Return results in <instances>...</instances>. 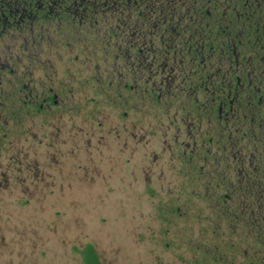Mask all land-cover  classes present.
<instances>
[{
  "label": "flooded vegetation",
  "instance_id": "obj_1",
  "mask_svg": "<svg viewBox=\"0 0 264 264\" xmlns=\"http://www.w3.org/2000/svg\"><path fill=\"white\" fill-rule=\"evenodd\" d=\"M85 88L127 164L189 191L175 264H264V0H0V165L38 164L3 160L14 133ZM159 210L166 234L185 216Z\"/></svg>",
  "mask_w": 264,
  "mask_h": 264
},
{
  "label": "rangeland",
  "instance_id": "obj_2",
  "mask_svg": "<svg viewBox=\"0 0 264 264\" xmlns=\"http://www.w3.org/2000/svg\"><path fill=\"white\" fill-rule=\"evenodd\" d=\"M75 92L68 105L22 121L29 148L14 133L16 148L2 157L38 164L0 165V264H79L74 247L86 244L100 264H175V252L190 258L186 245L164 247L189 243V232L178 229L196 210L189 191L170 180L171 172L165 181L147 177V165L127 164L125 138L112 135V122L120 121L112 103L100 102L110 90ZM170 205L185 216L166 234L159 209ZM233 233L221 235L241 248L244 240Z\"/></svg>",
  "mask_w": 264,
  "mask_h": 264
},
{
  "label": "trees",
  "instance_id": "obj_3",
  "mask_svg": "<svg viewBox=\"0 0 264 264\" xmlns=\"http://www.w3.org/2000/svg\"><path fill=\"white\" fill-rule=\"evenodd\" d=\"M74 252L79 264H100L99 255L92 244H86L81 248L74 247Z\"/></svg>",
  "mask_w": 264,
  "mask_h": 264
}]
</instances>
